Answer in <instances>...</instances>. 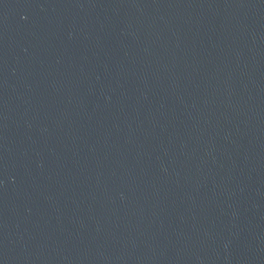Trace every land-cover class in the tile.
Returning a JSON list of instances; mask_svg holds the SVG:
<instances>
[{
  "label": "water",
  "instance_id": "95a60500",
  "mask_svg": "<svg viewBox=\"0 0 264 264\" xmlns=\"http://www.w3.org/2000/svg\"><path fill=\"white\" fill-rule=\"evenodd\" d=\"M0 264H264V0H0Z\"/></svg>",
  "mask_w": 264,
  "mask_h": 264
}]
</instances>
